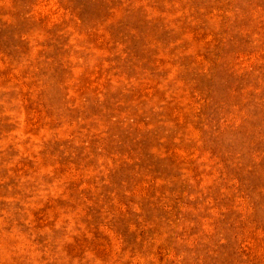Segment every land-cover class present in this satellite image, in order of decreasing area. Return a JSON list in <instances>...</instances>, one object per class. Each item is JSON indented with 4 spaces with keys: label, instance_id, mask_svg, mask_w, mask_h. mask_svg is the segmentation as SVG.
Returning a JSON list of instances; mask_svg holds the SVG:
<instances>
[{
    "label": "rangeland",
    "instance_id": "obj_1",
    "mask_svg": "<svg viewBox=\"0 0 264 264\" xmlns=\"http://www.w3.org/2000/svg\"><path fill=\"white\" fill-rule=\"evenodd\" d=\"M0 264H264V0H0Z\"/></svg>",
    "mask_w": 264,
    "mask_h": 264
}]
</instances>
